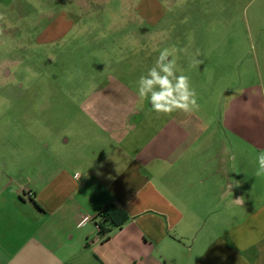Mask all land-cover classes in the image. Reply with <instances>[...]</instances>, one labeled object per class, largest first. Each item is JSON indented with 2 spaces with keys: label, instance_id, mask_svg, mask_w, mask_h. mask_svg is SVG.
I'll use <instances>...</instances> for the list:
<instances>
[{
  "label": "crops",
  "instance_id": "crops-1",
  "mask_svg": "<svg viewBox=\"0 0 264 264\" xmlns=\"http://www.w3.org/2000/svg\"><path fill=\"white\" fill-rule=\"evenodd\" d=\"M111 105L99 110L130 113ZM163 117L142 139L137 125L88 157L61 146L48 156L47 144L5 159L0 264H264V100L236 94L218 125L193 110Z\"/></svg>",
  "mask_w": 264,
  "mask_h": 264
},
{
  "label": "rangeland",
  "instance_id": "rangeland-1",
  "mask_svg": "<svg viewBox=\"0 0 264 264\" xmlns=\"http://www.w3.org/2000/svg\"><path fill=\"white\" fill-rule=\"evenodd\" d=\"M166 48L209 125L236 94L264 100V0L0 2V168L47 144L88 157L137 125L145 137L165 117L138 82ZM108 104L130 113L111 119Z\"/></svg>",
  "mask_w": 264,
  "mask_h": 264
},
{
  "label": "clouds",
  "instance_id": "clouds-1",
  "mask_svg": "<svg viewBox=\"0 0 264 264\" xmlns=\"http://www.w3.org/2000/svg\"><path fill=\"white\" fill-rule=\"evenodd\" d=\"M170 55L172 52L169 49L162 50L147 76L140 77L139 96L148 98L152 110L157 113L190 112L198 107L195 90L191 88L186 75L175 74V60H168ZM257 159L259 167L256 175L261 176L264 175V151L259 153Z\"/></svg>",
  "mask_w": 264,
  "mask_h": 264
},
{
  "label": "trees",
  "instance_id": "trees-1",
  "mask_svg": "<svg viewBox=\"0 0 264 264\" xmlns=\"http://www.w3.org/2000/svg\"><path fill=\"white\" fill-rule=\"evenodd\" d=\"M108 214L109 213L104 210L98 216L99 220L97 221V224H99L101 227V230L99 232L102 239H104L107 236L108 232H110L111 230V226L108 223Z\"/></svg>",
  "mask_w": 264,
  "mask_h": 264
},
{
  "label": "built area",
  "instance_id": "built-area-1",
  "mask_svg": "<svg viewBox=\"0 0 264 264\" xmlns=\"http://www.w3.org/2000/svg\"><path fill=\"white\" fill-rule=\"evenodd\" d=\"M83 223V222H82ZM96 228L100 231L101 230V227L99 224L96 223Z\"/></svg>",
  "mask_w": 264,
  "mask_h": 264
}]
</instances>
